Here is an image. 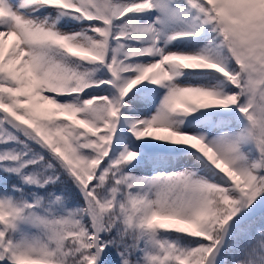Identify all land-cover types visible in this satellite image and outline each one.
<instances>
[{"label": "snow or ice", "instance_id": "obj_1", "mask_svg": "<svg viewBox=\"0 0 264 264\" xmlns=\"http://www.w3.org/2000/svg\"><path fill=\"white\" fill-rule=\"evenodd\" d=\"M0 264H264V0H0Z\"/></svg>", "mask_w": 264, "mask_h": 264}, {"label": "rangeland", "instance_id": "obj_2", "mask_svg": "<svg viewBox=\"0 0 264 264\" xmlns=\"http://www.w3.org/2000/svg\"><path fill=\"white\" fill-rule=\"evenodd\" d=\"M14 37L13 38H9L8 39V43H7V47H10L11 44L13 43L14 41ZM174 47L178 48V49H183L185 47L184 44H181L180 42H177L176 45H174ZM147 83V82H145ZM137 87H143V85H140V86H137ZM151 87H156V86H151ZM135 91V90H134ZM155 129H153V132H154ZM156 132V131H155Z\"/></svg>", "mask_w": 264, "mask_h": 264}, {"label": "bare ground", "instance_id": "obj_3", "mask_svg": "<svg viewBox=\"0 0 264 264\" xmlns=\"http://www.w3.org/2000/svg\"><path fill=\"white\" fill-rule=\"evenodd\" d=\"M156 130H154V133H155Z\"/></svg>", "mask_w": 264, "mask_h": 264}]
</instances>
